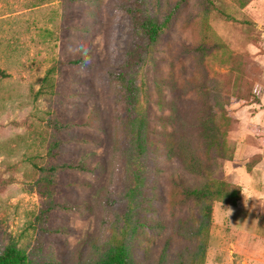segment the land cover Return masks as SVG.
<instances>
[{
	"label": "rangeland",
	"instance_id": "obj_1",
	"mask_svg": "<svg viewBox=\"0 0 264 264\" xmlns=\"http://www.w3.org/2000/svg\"><path fill=\"white\" fill-rule=\"evenodd\" d=\"M136 1L0 0V253L13 244L36 264H96L131 222L134 264H264L260 225L235 233L238 208L181 185L234 183L239 143L257 146L243 109L264 87V0H147L153 14L180 6L133 70ZM142 113L156 154L131 164L120 147Z\"/></svg>",
	"mask_w": 264,
	"mask_h": 264
},
{
	"label": "trees",
	"instance_id": "obj_2",
	"mask_svg": "<svg viewBox=\"0 0 264 264\" xmlns=\"http://www.w3.org/2000/svg\"><path fill=\"white\" fill-rule=\"evenodd\" d=\"M85 1V0H84ZM202 3L206 7L213 8L215 5L212 0H202ZM180 5H177L173 10L167 9L162 11V14H153L148 11L147 0H137L136 4L128 7L133 21H134V32L138 37L137 45L130 50L129 63L133 70L141 68L145 60L153 59L157 44L162 34L169 27L177 9ZM85 59H76L72 61V64L83 65ZM136 74V73H135ZM9 77V74L0 70V82ZM126 101L130 107L131 113L139 112V97L140 88L137 86L135 79L130 78L126 82ZM256 90V87H255ZM256 94V93H255ZM258 97V96H257ZM254 103V102H253ZM252 104V103H251ZM151 117L147 114H138V116L131 122L129 127L130 140L128 147H120L124 154L128 157L131 164H135V159L150 158L156 154V151H152L150 144L152 141L148 137L149 122ZM264 131V129H263ZM264 135V134H263ZM168 142V141H167ZM132 145V147H131ZM172 149L167 150V154H173ZM264 157V156H263ZM181 158V155H180ZM263 159V158H262ZM251 161V160H250ZM250 161L248 164H250ZM182 162V161H181ZM183 164V162H182ZM190 171L198 174H205L199 169L195 159L191 160V163L184 162ZM247 167H252L250 165ZM70 169L81 168L74 163H68L64 165ZM63 167V166H62ZM59 166H54L51 169L56 171ZM182 187L186 192L196 196L199 200H211L225 203L229 206H236L241 200V188L237 183L229 181H220L216 188L212 191L210 185L203 188L191 190L189 186L181 182ZM111 199H108L110 202ZM133 229L131 222L128 224V228L124 231L120 238L113 240L110 243L108 250L101 255L96 264H134L131 258V243L134 236L137 234ZM0 264H36L28 253L24 250L19 249L16 245L10 244L5 251L0 253ZM86 264H92L86 263Z\"/></svg>",
	"mask_w": 264,
	"mask_h": 264
},
{
	"label": "crops",
	"instance_id": "obj_3",
	"mask_svg": "<svg viewBox=\"0 0 264 264\" xmlns=\"http://www.w3.org/2000/svg\"><path fill=\"white\" fill-rule=\"evenodd\" d=\"M255 93L260 98V102H254L244 107L243 113L249 114L247 127L253 134L257 146L254 148L247 143H239L235 160L239 171L235 173L237 181L234 182L245 186L246 190L250 188L257 199L250 200L247 208L244 206L243 197L236 206H232L238 208L232 217L233 231L238 234H242L244 231L250 232L251 224L260 225L259 228L264 231V157L257 165L247 167L253 156L264 153V87L257 84ZM240 209L244 211L240 213Z\"/></svg>",
	"mask_w": 264,
	"mask_h": 264
},
{
	"label": "clouds",
	"instance_id": "obj_4",
	"mask_svg": "<svg viewBox=\"0 0 264 264\" xmlns=\"http://www.w3.org/2000/svg\"><path fill=\"white\" fill-rule=\"evenodd\" d=\"M240 188H241V196L243 197V203H244V206H245V208H247L248 207V202L250 201V200H256L257 199V197L256 196H254L253 194H252V191H251V189L249 188V189H245V186H243V185H240L239 186ZM223 207V206H222ZM223 209L231 216L232 214H233V209L232 208H230V207H228V208H224L223 207Z\"/></svg>",
	"mask_w": 264,
	"mask_h": 264
}]
</instances>
